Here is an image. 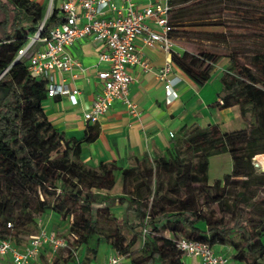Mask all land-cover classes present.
Returning <instances> with one entry per match:
<instances>
[{
    "label": "trees",
    "instance_id": "trees-1",
    "mask_svg": "<svg viewBox=\"0 0 264 264\" xmlns=\"http://www.w3.org/2000/svg\"><path fill=\"white\" fill-rule=\"evenodd\" d=\"M239 1L168 0L170 37L187 28L221 29L211 10L238 8ZM258 7L264 11V0ZM0 14V239L12 242V232L32 221L27 212L32 207L37 214L51 211L69 221L67 231L75 248L85 247L91 237L103 236L112 253L128 256L129 246L118 233L124 227L139 228L135 236L142 239L146 254L130 264H186L176 247L181 238L229 246L233 251L230 259L239 264H264V196L255 200L256 188L264 187V173L256 172L252 160L264 154V45L253 51L233 46L225 56L231 66L219 77V106H237L245 127L221 132L216 125L203 129L184 126L162 153L134 159L127 168L115 162L92 167L82 160L81 144L96 140V124H88L80 139L65 138L51 125L43 108L47 81L32 77L27 59L17 58L18 50L41 24L40 36L44 37L62 22V16L56 7L45 15V6L35 0H0ZM249 51L250 66L258 73L239 61V56ZM221 58L209 52L183 51L172 54L171 63L191 82L201 85L210 79ZM222 153L230 155L231 172L208 185L209 157ZM118 174L123 196H108L104 206L93 207L92 191H110ZM191 184L205 191V203H216L222 210L228 207L229 189L238 188L233 207L241 203L256 206L262 219L254 228L249 219L238 217L231 223L209 224L189 194L184 200L178 198ZM16 203L20 204L18 218L13 216ZM114 203L132 210L136 223L125 220L116 226L108 211ZM95 257L96 249L85 248L76 261L71 249L62 259L55 258L54 264H90Z\"/></svg>",
    "mask_w": 264,
    "mask_h": 264
},
{
    "label": "crops",
    "instance_id": "crops-1",
    "mask_svg": "<svg viewBox=\"0 0 264 264\" xmlns=\"http://www.w3.org/2000/svg\"><path fill=\"white\" fill-rule=\"evenodd\" d=\"M35 1L41 5L48 3L45 7V15L53 7L58 10L61 3V0ZM154 1L136 0V4L140 9ZM172 40L175 51L180 55L185 50L184 43L179 38ZM137 48L140 56L149 64L147 70H142L138 66L128 69L132 76L128 97L134 104L137 115H130L121 103H114L108 113L96 123L99 129L96 140L81 144V157L86 164L93 167L101 162H115L120 168H127L134 159L164 152L171 145V139L184 126L195 125L203 129L209 125H216L221 132L237 130L242 121L237 106L222 108L218 103L220 75L214 79L211 75L207 82L197 85L172 65V71L167 78H178V80L172 85L176 97L170 100L171 96L165 95L164 85L158 79L157 71L167 61H171V55L158 48L143 47L140 42H137ZM104 49L101 42L91 39L76 41L68 46L66 51L80 67L74 68L70 73L54 74L56 82H62L70 90L78 91L76 104H71L66 95L47 97L42 103L49 122L65 138H82L88 126L83 121V113L102 92V82L97 77V73L105 69L106 65L98 64L97 56ZM217 155H225V160H228L229 164L228 167L223 168L222 160H217L215 164L218 171L210 180L208 177L210 160L215 155L209 157L207 171L209 182L222 179L231 172L230 155L228 153ZM117 179H121L120 174L117 175ZM220 246L226 248L225 251L231 258L233 253L231 247ZM214 252L222 254L221 251L214 250ZM191 264L198 263L191 261Z\"/></svg>",
    "mask_w": 264,
    "mask_h": 264
},
{
    "label": "built area",
    "instance_id": "built-area-1",
    "mask_svg": "<svg viewBox=\"0 0 264 264\" xmlns=\"http://www.w3.org/2000/svg\"><path fill=\"white\" fill-rule=\"evenodd\" d=\"M169 10L168 0H155L140 9L136 0H61L58 12L63 18L62 22L44 37L40 36L41 24L29 42L18 50L17 58L27 59V71L32 77L47 81V97L66 95L71 104H76L78 91L56 82L54 74L70 73L80 67L66 51L68 46L85 39L101 42L105 49L98 54L97 63L105 64L106 68L99 71L97 77L102 82V92L83 113V121L87 125L98 123L116 102L121 103L130 115H137L128 97L132 81L128 69L133 66L142 70L149 68L148 62L139 54L137 42L143 47L179 55L169 35ZM171 71V61L157 71L165 95L171 96L170 100L176 97L172 85L178 80L167 78ZM46 244L57 248L64 246L65 242L63 238L42 232L30 236L27 243L18 249L9 238L0 239V264H30L37 258L39 248ZM176 247L183 261L187 258L198 264H231L229 257L215 253L213 246L204 242L181 238L176 242ZM127 257L110 253L100 264H122L128 260Z\"/></svg>",
    "mask_w": 264,
    "mask_h": 264
},
{
    "label": "rangeland",
    "instance_id": "rangeland-1",
    "mask_svg": "<svg viewBox=\"0 0 264 264\" xmlns=\"http://www.w3.org/2000/svg\"><path fill=\"white\" fill-rule=\"evenodd\" d=\"M240 7H226L222 6L221 11L218 12V8L211 10V17L217 19L218 23H221L222 28L207 29L204 31L194 30V29H184L181 34L174 35V39L179 38L182 43H184V51H188L192 54H198L200 52H209L222 56V58L214 65V70L212 72V78L219 76L222 71L229 69L231 64L227 62L226 54L230 52V49L235 45H240L247 50L253 51L256 47H262L264 45V11H262L258 4L260 0H240ZM48 3L45 2L44 6L47 7ZM0 19L2 15L0 14ZM216 36H221L224 39H217ZM243 53L239 56V61L250 67L253 71L258 73L255 69L250 66L249 55L251 52ZM238 108V107H237ZM239 109V108H238ZM240 112V110H239ZM250 120L253 118L248 115ZM245 127V123L242 120L238 128ZM236 128V129H238ZM225 155H215L210 160V171L209 179H213L215 173L218 171V167L215 164L217 160H222L221 165L228 167V160H225ZM254 167L257 173H264V169L259 166V162H264V154H257L255 159L252 158ZM207 184L212 185L213 182H209L207 178ZM240 191L238 188L229 189L228 200L224 210L218 206L216 203H205V191L200 189L199 185L191 184L187 189H182L178 195V198L184 200L187 195L193 198V204L196 210H199L203 216H205L209 224H221V223H231L232 219L235 217L241 220L249 219L251 221V227L254 228L256 224L262 219L260 211L254 206L249 208L246 204H239L236 208L233 207V199H235L236 194ZM123 185L121 179H117L114 187L109 191H92V196L96 201L93 207L104 206V200L108 196L120 197L123 196ZM264 196V187L256 188L255 200H261ZM252 202V201H251ZM257 203V202H256ZM20 204L16 203L13 209V216L18 218L20 216ZM257 208V209H256ZM109 214L115 218V224L123 223L125 220L128 223L135 224V214L132 210L125 209V204L121 205L114 203L109 207ZM32 218L31 222H28L25 226L20 227L18 230H14L11 235V240L16 248L21 249L29 240L32 235H38L44 232L47 235H54L58 238H63L65 245L58 246L57 248L52 247L50 244L42 245L39 248L38 256L30 264H54L55 258L62 259L66 256L67 251L74 249V258L79 260L82 256V252L85 248L96 249V257L91 261L90 264H100L107 254L112 253V249L104 243V237L101 239L96 237H91L88 244L85 247H74L75 243L69 238L68 235V223L69 221H63L60 217L51 211H46L44 213L37 214L33 212L32 207L27 211ZM203 227V223H200ZM139 228L131 230L124 227L118 235L123 237L125 245L129 246L128 260L124 261L122 264H130L131 260H139L143 258L146 254L145 246L142 239H137L135 232H139ZM164 236L171 237V234L164 232ZM235 240H239V236H234ZM262 242H264V237H262ZM215 251H221V253L227 257L228 254L225 251L226 248L221 247L216 244L213 246ZM57 256V257H56ZM75 261V262H76ZM186 264H191L189 259H184ZM231 264H239L231 260Z\"/></svg>",
    "mask_w": 264,
    "mask_h": 264
},
{
    "label": "bare ground",
    "instance_id": "bare-ground-1",
    "mask_svg": "<svg viewBox=\"0 0 264 264\" xmlns=\"http://www.w3.org/2000/svg\"><path fill=\"white\" fill-rule=\"evenodd\" d=\"M259 166L264 169V163H260Z\"/></svg>",
    "mask_w": 264,
    "mask_h": 264
}]
</instances>
